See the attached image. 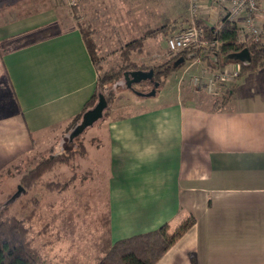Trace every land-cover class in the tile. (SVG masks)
Segmentation results:
<instances>
[{
  "label": "crops",
  "instance_id": "crops-1",
  "mask_svg": "<svg viewBox=\"0 0 264 264\" xmlns=\"http://www.w3.org/2000/svg\"><path fill=\"white\" fill-rule=\"evenodd\" d=\"M22 1L13 17L16 2L0 0V88L10 95L7 109L0 106V178L32 150L33 140L61 135L99 88V67L76 16L81 9L72 8L69 0ZM166 1L150 2L162 24L145 34L173 21L182 29L192 20L190 0ZM202 1L198 16L219 28L225 7ZM105 3H83L93 28L91 40L99 51L106 47L126 53L127 44L145 34L121 41L107 20L100 36ZM135 6L143 7L139 2ZM120 21L119 28H129L130 21ZM164 34L147 36L131 47L129 61L136 68L123 74L155 71L156 65L170 62L168 43V54L157 43ZM148 38L154 42L144 51ZM202 51L208 54L190 64L188 56L174 62V69L161 78L156 99L139 98L142 108L111 118L103 115V128L87 135L84 162L95 175L55 192L65 197L55 201V232L60 236L56 264H97L116 241L164 224L174 230L190 216L196 220L193 227L155 264H264V66L219 82L217 91L231 88V96L216 107L217 100L200 96L195 84L180 80L196 63H203L202 74L208 76L240 62L228 55L227 64L215 68L221 60ZM176 70L183 71L177 84L169 85ZM0 99H5L3 91Z\"/></svg>",
  "mask_w": 264,
  "mask_h": 264
},
{
  "label": "rangeland",
  "instance_id": "rangeland-1",
  "mask_svg": "<svg viewBox=\"0 0 264 264\" xmlns=\"http://www.w3.org/2000/svg\"><path fill=\"white\" fill-rule=\"evenodd\" d=\"M14 1L17 4L15 3L12 10L13 17L16 15L18 11H20V9L22 8L20 7V5H22L23 3L22 0H11V3L13 4ZM69 1H70V6L72 8L78 6L81 9L79 13L78 11L76 12L79 25L93 29L89 23V20L87 19L86 13L84 12L85 6H83L84 5L83 3L85 2V0H82L81 2L75 0L76 5L71 4V0ZM106 1L107 3L105 4H107V7L105 6V10H102L100 16L106 18L105 15H107V18L106 20L102 19L103 21L100 23V27H101L99 30L100 36H102L103 32H105V30L102 28L104 24L107 23V20H110L112 22V29H111L112 33L118 39L121 37L120 38L121 41L130 40L133 37L134 38L137 37V35L140 36L142 34H145L146 29L151 27H156L162 24L156 21V18L152 14L151 7H149L150 2L154 0H109V1L105 0V2ZM159 1H163V4L165 2L168 3L166 0H159ZM138 2L143 7L135 9L136 7L135 5H138ZM206 2L208 3V1ZM215 2L216 0H211V3L210 2L209 3L210 5L211 4L213 5L215 4ZM89 9L92 10V7L89 6ZM199 14L200 13H198V15ZM120 19L130 21L129 28H119L118 22L120 21ZM191 22H192L191 19L187 20V22H185L182 25V29L188 27L191 24ZM212 24L214 25V22ZM132 25H134L133 29H132ZM215 26L217 25L215 24ZM179 27L180 25L178 26V29H174V30L170 29L167 33L164 34V36H162L163 38L157 40L158 41L157 43L160 44L162 48L165 49L164 52L168 50L166 43L168 38L182 30L179 29ZM124 33H128V34L130 33L132 35L128 36ZM91 38H92V34H91ZM106 39L108 38L106 37ZM240 39L244 40L242 36L240 37ZM151 42H154V40L151 38H148L146 40L144 51H149L151 49L150 48ZM93 49H94L95 61L97 62V65L99 67L100 82L98 88V96L99 93L102 92L109 99V106L105 110L103 118H108V117L111 118L116 115H121L126 112H130L132 110L142 108L145 105V103L140 101L139 98L156 99L158 94H156V96L153 97H147V96L142 97L141 95H138L137 93L133 92L128 87L127 85L128 81L123 74L126 63L125 61L122 60L125 59L126 54L122 52L121 49L119 51L117 49L112 50V48H109L106 51L105 49L107 48L103 47L104 50L99 51L100 49L97 46V44H93ZM202 50L203 49L199 51V55L203 57L205 54H208L206 52H203ZM166 53L168 54V52ZM191 53L192 52L186 55L188 56V58H190L187 64H190V62L194 60V57L193 58L190 57ZM171 57H173L172 54L169 55V58ZM161 62L162 61H157L156 63L160 64ZM202 65L203 63H196L195 65H193L190 71L185 73L187 75L184 76V78L182 79V81L180 80V82H187L189 85L195 84L194 86L197 87L196 89H198V91L196 92H199L198 94H200V96L211 98V100H217V102L219 103L217 105L222 106L227 100H229L231 96L230 94L231 88H220L219 91H217V88H212V90L210 91L208 90V88H202L204 83H206L207 81V77L210 75L209 74L208 76H206L202 74L201 71L203 69ZM193 68L194 70H192ZM181 71H177V70L172 71L170 81L168 82L169 85L177 84L176 81L179 80ZM195 75H197L198 77L195 78L196 81L192 82V79ZM1 80H3V75L0 69V81ZM152 86L153 84L151 83H147V84L136 83L134 88H136V90L141 92H149ZM174 89L175 88H171V90ZM188 89L189 88H187V90ZM1 91L4 92L5 99H0V106H2L4 110H6L7 109L6 99L9 100L10 102V95H8L6 88H0V94ZM96 101L98 102V99H96ZM99 120L96 122H99ZM82 122H83V117H81V119L78 120L75 124L68 123L63 128V132L61 133V135H58L57 138H55V134L54 136L50 134V137L46 136L45 139L41 140L37 138V141L33 140L32 150L25 156L19 158V161L17 163L15 164L13 163L9 167H7V169H5L1 174L2 177L1 179H3V181H1L0 183L1 184L0 200L3 201L5 205L1 206L0 209L3 208V210H6V212L9 215H15L18 216L19 218H23V219H27V218L29 219V217L31 218L32 221L31 223L33 226H31L32 228L30 230V237L33 240V244L39 248L40 252L44 256V260L49 264H56L55 244H58L60 241L59 240L60 236L59 238L58 236H55L56 235L55 223L57 224V221H55V201L58 202L59 199L65 197L57 195L58 193H55L57 192L55 190L53 191L47 190L45 186L42 185V183L48 181L52 182L55 181L56 179H64V180L73 179L74 182L73 187H75L77 185H82L87 180H89L90 175L92 173L93 175H95L94 169L93 171L89 172L87 166L85 167V162H84L85 140L87 139V135L90 132H94L95 130L100 128L103 124L102 122L101 123L99 122L100 124L97 123L95 125L86 126L81 129ZM69 139H72V141ZM57 154H67L69 156L68 157L69 160L66 162L64 161V163L55 164V155ZM49 160H51V162H48ZM39 163L41 164L45 163V164L42 165V168H40L39 173L41 172V175L39 179H37L38 182L37 185L33 187H28L27 192L21 195V191H18L21 187L19 185L21 182V177L27 174L33 168H35ZM69 189L60 191L59 193L66 192ZM8 194L9 195L12 194L13 195V196L11 195L12 198H9ZM46 224L49 225L47 229L44 228ZM110 249L108 250V252L110 251ZM108 252L106 253V255L108 254Z\"/></svg>",
  "mask_w": 264,
  "mask_h": 264
},
{
  "label": "trees",
  "instance_id": "trees-1",
  "mask_svg": "<svg viewBox=\"0 0 264 264\" xmlns=\"http://www.w3.org/2000/svg\"><path fill=\"white\" fill-rule=\"evenodd\" d=\"M195 21L199 26L203 27L204 37L209 40V44L202 48H187L177 52L169 49V55H173L170 62H168V64L166 62L165 64L154 67V79L159 81L160 84L162 83L161 78L168 75L169 69H174L173 64L177 59L180 57H186L190 52H192L190 57L195 58L199 56V51L201 49H207L210 52H213L217 58L222 60L219 64H216L215 68L224 67L229 61L227 59L228 55L241 52L244 49H248L249 58L237 60L241 64L240 73L263 67L264 46L255 40H241L238 28L235 24L226 21L224 18L222 25L217 28V26L210 25L205 18L200 16H196ZM80 27L83 30L87 44L91 48V51H93V58L95 59L93 42L91 40L92 29L81 25ZM177 28V22L173 21L165 27L149 30L139 39L128 43L125 53V61L126 59H128V61H126L127 63L124 67L125 70L130 67L136 68V65L129 61L128 52L131 47L134 45H141L143 39L147 36H156L158 33H167L170 29L174 30ZM214 40H217V43L212 45L211 42ZM170 64L171 66H169ZM98 82H100V77ZM146 82L151 83L149 80ZM97 96L98 92L86 103L83 112L73 117L69 123L75 124L88 110L93 108L97 102L96 99L99 98V96ZM105 98L109 106V99L106 96ZM217 104L219 103L216 101L214 105L218 107ZM68 157L67 154L55 155V164L68 161ZM48 162H51V160ZM44 164L45 163H39L35 168L21 177V182L19 184L21 186V195L27 192L28 187L37 185V179H39L41 175V172L39 173V171ZM42 185H44L49 191L55 190L60 192L73 187L74 182L73 179H56L52 182H43ZM11 195H9V198H12L13 195ZM0 204V207L5 205L3 202ZM195 221V218L190 216L173 231H170L168 224H164L154 231L116 241L112 245L108 254L98 264H155L178 241L179 238L193 227ZM31 222L30 217L29 219L19 218L15 215H9L6 210H3V208L0 209V264H49L44 260V256L39 248L33 244V240L30 237L31 226H33ZM48 227V224L44 226L45 229ZM55 234V236H58L57 232H55Z\"/></svg>",
  "mask_w": 264,
  "mask_h": 264
},
{
  "label": "built area",
  "instance_id": "built-area-1",
  "mask_svg": "<svg viewBox=\"0 0 264 264\" xmlns=\"http://www.w3.org/2000/svg\"><path fill=\"white\" fill-rule=\"evenodd\" d=\"M190 1L192 22L188 27L168 38V47L172 51L202 48L209 44V40L204 37L203 27L195 21L203 1ZM216 2L225 7L226 21L237 26L239 35L244 40H255L264 46V0H216ZM71 4L76 5V1L71 0ZM216 43L217 40L211 42L212 45ZM240 70L241 64L236 62L233 65H226L221 70L213 71L207 77L205 87L210 91L219 82L231 81L240 74Z\"/></svg>",
  "mask_w": 264,
  "mask_h": 264
},
{
  "label": "water",
  "instance_id": "water-1",
  "mask_svg": "<svg viewBox=\"0 0 264 264\" xmlns=\"http://www.w3.org/2000/svg\"><path fill=\"white\" fill-rule=\"evenodd\" d=\"M231 56H233L236 60L238 59L244 60L246 58H249V51L248 49H244L241 52L232 54ZM124 75L128 81L127 82L128 87L133 92L141 96L155 95L156 89L160 85V82L154 79L155 71L153 68L149 70H143V69L131 70V71L125 72ZM148 80L151 81V83L154 85V87L149 92H141V91L136 90V88H134V84L140 83L142 81H148ZM107 107H108V102L104 94L100 93L98 102H96L93 108H91L84 114L81 129L86 126L92 125L95 121L102 118L104 115V111L106 110ZM18 191H21V187Z\"/></svg>",
  "mask_w": 264,
  "mask_h": 264
}]
</instances>
